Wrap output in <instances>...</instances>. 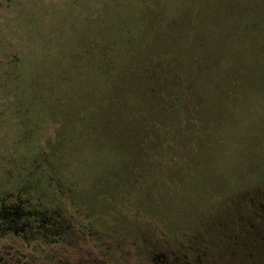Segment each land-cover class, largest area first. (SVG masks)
I'll return each instance as SVG.
<instances>
[{
  "label": "rangeland",
  "instance_id": "obj_1",
  "mask_svg": "<svg viewBox=\"0 0 264 264\" xmlns=\"http://www.w3.org/2000/svg\"><path fill=\"white\" fill-rule=\"evenodd\" d=\"M140 28L143 51L107 107L102 80L92 87L73 59ZM11 66L21 106L8 93ZM64 74L60 105L35 99ZM14 184L34 188L21 209L58 229L103 213L120 248L97 254L112 264L173 260L182 245L214 264H264V0H0V196ZM22 250L6 255L36 260Z\"/></svg>",
  "mask_w": 264,
  "mask_h": 264
},
{
  "label": "flooded vegetation",
  "instance_id": "obj_2",
  "mask_svg": "<svg viewBox=\"0 0 264 264\" xmlns=\"http://www.w3.org/2000/svg\"><path fill=\"white\" fill-rule=\"evenodd\" d=\"M72 203V202H71ZM6 208V207H5ZM9 208V207H8ZM0 211L2 219L0 220V253H5L0 258V264H29V262H22V260H14L10 256L6 255L10 249L22 250V247L25 246L26 251H31L36 254V260L31 261L30 264H112L107 259V256H100L97 253L106 254V252L119 253L117 250L120 248L119 242L115 239L114 243L110 245L109 237H115V235L110 232L115 229H105L104 228V219L105 215L103 213L96 214H87L83 224H81L78 229H74V224L68 226L65 229H58L57 225L54 224L51 220H41L36 217V214H31L29 218L23 219L20 218L13 221H4V204H0ZM82 219V218H81ZM21 225V226H20ZM45 233V237H52V241L49 243L41 244H24V245H6L4 244V238H7L9 235L14 237H24L29 236L31 233ZM94 232L96 234H94ZM51 233V234H49ZM78 233V234H76ZM113 233L118 234L116 231ZM144 235L145 247L151 244L152 239L148 235V232L140 235L142 239ZM94 236L96 239L95 246L91 244L94 241ZM68 238V244L65 243ZM36 238L33 242H41ZM73 242L78 241V244H72ZM133 244L135 245L136 238L132 239ZM18 247V248H15ZM136 247V245H135ZM195 245H182V250L179 253L181 256L171 255L173 260H168L167 255H161V259L158 260H145L135 263H125V262H113V264H214V261L207 262L201 259L202 256H198L200 249L195 247ZM6 248V250H5ZM23 251V250H22ZM147 251V250H146ZM46 253H49L48 255ZM98 255L100 258L96 259L94 255ZM6 255V256H5ZM42 259V260H41Z\"/></svg>",
  "mask_w": 264,
  "mask_h": 264
},
{
  "label": "trees",
  "instance_id": "obj_3",
  "mask_svg": "<svg viewBox=\"0 0 264 264\" xmlns=\"http://www.w3.org/2000/svg\"><path fill=\"white\" fill-rule=\"evenodd\" d=\"M146 33H147L146 29L140 28L136 30L135 33L133 34L134 35L133 39L128 34L127 36L124 34L121 36V38H119L120 41L119 40L117 41L107 40L109 42L104 41L102 43L101 50L99 49V46L96 44L94 40L93 42L89 43V45H87L83 49L84 56L80 57L77 55L74 57L73 60L76 59V61L78 60L80 61L83 59L85 68H87V70L92 72L93 79L95 80V83L94 85H92V87H95L100 82V80H102L101 83L105 91L107 92L109 91L107 94V102H111V105L108 106L106 103L107 107L117 106L118 104L117 99L112 98L111 96H108L111 91L110 89H112L114 79L117 78L118 73L122 71L123 68L125 67L124 64L130 62L132 58L137 53H139V51H143L142 49H140V48H143V46L140 44L139 40H142L144 36L146 35ZM10 70H11V73L9 74V76L6 77L10 81L7 87H9L10 89L9 91L11 92H8V93L13 97L11 99L13 103L19 102L21 106L22 101L16 98V95H15L16 93L14 90L15 88L12 87L13 85L20 84V80H21L20 75L15 73L16 72L15 66L13 67L11 66ZM57 77H58L57 78L58 80L55 83L56 85L53 84L54 88L52 84L49 85L48 83L49 81H45L43 83V86L45 87L46 92L44 93L43 96H40V97L36 95L35 99H38L40 101L41 100L48 101L49 98L54 97L58 105H60V103L63 102V100L60 99V96L58 97V95H60V92L58 90L59 88L57 85L61 83L60 84L61 86H66V88H68L71 82H70V78H68L65 74L62 75L61 77L60 76H57ZM30 83L33 84V82H30ZM62 95H65V94L62 93ZM109 97H111L112 100L109 99ZM65 98H67V96ZM22 125L27 130L28 128L27 125L24 123H22ZM27 133L29 134V132L26 131L25 135L21 139V143H23L24 145H27L29 142H31V139L29 140V136L26 135ZM43 164L47 165V163L46 164L43 163ZM33 165L34 164H32V166ZM32 171H33L32 169L28 170L27 172L29 173L28 176L32 175ZM27 178L30 179L29 177ZM33 192H34V188L31 187V185L29 186L25 185L24 187H19V186H15L14 184V189L12 192L8 193L7 195H4V193L1 194L0 204L1 203L4 204V214H3L4 221L7 220L9 222V221L17 220L19 219V217L23 219L29 218L31 214L27 213L26 211H23L20 205L23 204L25 206H28V202L30 201L32 197H34ZM21 201H25V202L22 203ZM10 202H13V203H11V207L7 208L6 205L7 204L10 205ZM1 214L2 213L0 211V220L2 219ZM36 217L40 218L39 215L37 214H36Z\"/></svg>",
  "mask_w": 264,
  "mask_h": 264
}]
</instances>
